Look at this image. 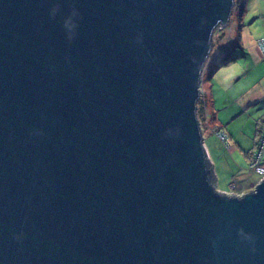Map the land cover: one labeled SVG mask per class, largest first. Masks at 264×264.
I'll use <instances>...</instances> for the list:
<instances>
[{
	"label": "water",
	"instance_id": "obj_1",
	"mask_svg": "<svg viewBox=\"0 0 264 264\" xmlns=\"http://www.w3.org/2000/svg\"><path fill=\"white\" fill-rule=\"evenodd\" d=\"M233 6L0 0V264H264V179L216 190L197 118Z\"/></svg>",
	"mask_w": 264,
	"mask_h": 264
},
{
	"label": "crops",
	"instance_id": "obj_2",
	"mask_svg": "<svg viewBox=\"0 0 264 264\" xmlns=\"http://www.w3.org/2000/svg\"><path fill=\"white\" fill-rule=\"evenodd\" d=\"M253 3H247L240 21H231L220 42L214 40L220 46L218 55L224 58L214 60L201 81L206 103L200 108L204 111L205 132H210L204 147L214 185L219 192L235 196L253 191L258 184L249 165L264 124V54L259 46L264 38V6H255L264 5V0ZM216 130L231 138V150L223 147Z\"/></svg>",
	"mask_w": 264,
	"mask_h": 264
},
{
	"label": "built area",
	"instance_id": "obj_3",
	"mask_svg": "<svg viewBox=\"0 0 264 264\" xmlns=\"http://www.w3.org/2000/svg\"><path fill=\"white\" fill-rule=\"evenodd\" d=\"M222 28L223 27L219 26L217 30L218 29L221 30ZM259 46L264 54V38L259 40ZM200 127H201V123H200ZM215 135L226 150L229 151L232 149V143L230 137L224 131L216 130ZM250 168L251 170H253L255 173L259 174L262 177L260 181L264 179V125L260 128L259 131L258 142L253 155V160L250 164Z\"/></svg>",
	"mask_w": 264,
	"mask_h": 264
},
{
	"label": "rangeland",
	"instance_id": "obj_4",
	"mask_svg": "<svg viewBox=\"0 0 264 264\" xmlns=\"http://www.w3.org/2000/svg\"><path fill=\"white\" fill-rule=\"evenodd\" d=\"M248 0H246V7H247V3L248 4H252V6L255 4V3H253V1L254 0H250L249 2H247ZM256 9H258L260 6H264V5H261V4H258V3H256ZM245 7V8H246ZM230 25H231V23L230 24H228L226 27H224V28H222V30H216L215 32H214V34H213V38H214V40H216L217 42H220V40L223 38V37H225V34H227V32H228V30H229V27H230ZM224 29V30H223ZM219 50H220V46H219V43H215L214 44V42H213V46H212V50H211V52H210V54H209V57H208V59H207V61H206V63H205V65H204V68H203V70H202V77L204 78V77H206V75L208 74V72H209V70L212 68V63H213V61L214 60H216V59H218V58H224V56H222V57H220L219 55H218V52H219ZM219 61V60H218ZM217 61V62H218ZM219 63V62H218ZM220 65V63L218 64V66ZM206 66V67H205ZM199 105V104H198ZM200 110V109H199ZM197 116H198V120L200 121V123H201V129H202V136H203V138L205 139V140H207L208 139V134L210 133V132H205L206 131V129L204 128V123H203V114H201L198 110H197ZM214 135V134H213ZM256 174V176L254 175V177H255V181H260L261 180V176L259 175V174H257V173H255Z\"/></svg>",
	"mask_w": 264,
	"mask_h": 264
},
{
	"label": "trees",
	"instance_id": "obj_5",
	"mask_svg": "<svg viewBox=\"0 0 264 264\" xmlns=\"http://www.w3.org/2000/svg\"><path fill=\"white\" fill-rule=\"evenodd\" d=\"M246 0H234V6H233V9H232V13H231V18H230V21H229V23L228 24H230L231 23V21L233 20V19H235V18H237L239 21L241 20V18H242V15H243V13H244V11H245V7H246ZM231 58H228V59H226V60H224V61H222V63H220V64H223V63H225V62H227L228 60H230ZM205 103H206V99L204 98V95L203 94H201L200 95V98H199V100H198V102H197V110L201 113V114H203L204 113V111L203 110H201V106H204L205 105ZM199 104V105H198ZM200 109V110H199ZM264 125V124H263ZM262 125V126H263ZM261 126V127H262ZM259 131H260V129H259ZM258 137H259V132H258ZM231 139V138H230ZM258 142V141H257ZM257 145V144H256ZM255 152V151H254ZM253 155H254V153H253ZM253 155H252V158H251V162H252V160H253ZM251 164V163H250ZM249 168H250V165H249ZM251 169V168H250ZM210 177H211V179H213V175L211 174L210 175Z\"/></svg>",
	"mask_w": 264,
	"mask_h": 264
},
{
	"label": "clouds",
	"instance_id": "obj_6",
	"mask_svg": "<svg viewBox=\"0 0 264 264\" xmlns=\"http://www.w3.org/2000/svg\"><path fill=\"white\" fill-rule=\"evenodd\" d=\"M73 15H75V12H73ZM69 20H70V18H69ZM214 39V38H213Z\"/></svg>",
	"mask_w": 264,
	"mask_h": 264
},
{
	"label": "flooded vegetation",
	"instance_id": "obj_7",
	"mask_svg": "<svg viewBox=\"0 0 264 264\" xmlns=\"http://www.w3.org/2000/svg\"><path fill=\"white\" fill-rule=\"evenodd\" d=\"M219 30V29H218ZM222 30V29H221Z\"/></svg>",
	"mask_w": 264,
	"mask_h": 264
}]
</instances>
